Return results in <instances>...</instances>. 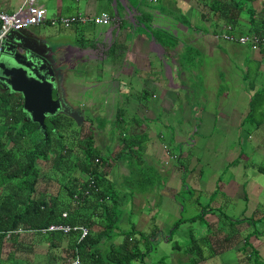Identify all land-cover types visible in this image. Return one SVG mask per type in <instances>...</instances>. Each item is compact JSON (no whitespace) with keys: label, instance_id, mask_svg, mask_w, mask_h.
<instances>
[{"label":"crops","instance_id":"obj_1","mask_svg":"<svg viewBox=\"0 0 264 264\" xmlns=\"http://www.w3.org/2000/svg\"><path fill=\"white\" fill-rule=\"evenodd\" d=\"M37 2L47 10L46 21L41 25L32 26V29H29V27L28 31L34 37L46 41L52 47V50L46 49L45 52L50 58L57 60L58 73L63 72L65 67L67 69L71 67L70 73H72V76L64 73L63 77L65 82L64 93L66 92L65 96L70 105L75 107L84 105L87 109L91 107L93 111H96V109L101 110L103 108L98 105V102L102 101L110 111H117L121 109V105L126 103L129 105L135 104L137 114L139 111L144 110L145 112L140 114L145 117V115H148L147 110H157L159 105L161 109L181 112V107L180 109L175 107V101H182V97L186 101L185 96H187L185 106L191 120L204 118L201 121V126L213 124L221 128L245 127L249 131L250 137L251 133L256 131L257 136L264 143V102L262 104L263 117L260 119V124L255 122L254 118L250 119L248 117L252 96L264 90V45L258 50H254L250 46L253 59L250 57L247 60L253 62L248 63V66L255 67L257 72L252 73L253 81H247L248 73L245 74L243 80L239 81L242 89L237 100H234L236 92L229 98V101L222 99L219 92L216 101L213 102L214 108L218 109L219 113L214 114L206 112L209 99L205 96L204 91L207 92V90L202 91V96L196 98L193 102L189 101L188 94L191 91L189 79L186 77L187 71L183 70L184 50L195 45V41L194 38H190L188 25L190 24L196 30V40L200 37L207 38L206 41L209 45L198 44V50H203L207 55L214 57L217 51L224 56V50L218 41L219 39L230 41L223 36L225 32L227 33V29H225V26H227L226 20L219 17L215 11L212 13L213 10L210 8V5L214 4V0H157L153 2V6L145 4H139L138 6L131 0H107L106 2H101V0H37ZM250 4L255 11L258 10L256 17L261 18V11L264 12V0H255ZM11 7L13 9L8 12L15 11L20 5ZM104 12L108 13L112 19L108 25L96 24L94 20L91 21V18L89 22H77L69 27L61 24H51V20L58 17L79 14L96 17ZM247 13L241 14L235 33H245L242 29H239V26L243 23H245L247 29L250 27L252 16H250L249 11ZM248 16L250 17L248 18ZM151 17L152 19H150ZM200 17L206 20L205 25L201 27L197 25ZM142 18L148 22H143ZM160 21L162 23L158 24ZM207 23L208 28L211 30L207 29ZM215 26L220 27L221 32L219 36H216L217 40L211 37L214 35L212 29ZM138 27L145 29L146 32L148 31L151 37L150 34L146 36L143 32H139ZM169 37L175 40L170 41ZM57 39H59L58 42ZM230 43L233 42L230 41ZM204 75L207 76L206 73ZM66 82L71 84L68 86ZM203 83L205 85L209 82L204 81ZM159 93L162 94L160 97H158ZM134 94H137V96H134ZM147 97L156 98L158 101L147 105L142 102L146 101ZM197 103L198 105H196ZM192 105V109L196 110L195 112L189 111ZM257 111L260 110L257 109ZM92 114L95 115L93 112ZM208 117L212 118L207 119ZM153 118H157L156 114ZM139 125L131 124L130 133L136 134ZM147 128V125L143 124L141 128L143 133H146ZM167 128L169 130L168 125ZM190 128L193 130V127ZM177 130L175 132L178 135ZM156 133L162 136V139L165 136L164 132ZM141 134L137 133V135ZM253 136L256 137L255 133ZM181 137L182 132L178 135V139ZM163 145L167 152L171 150L168 144ZM187 145H190V143ZM234 184L235 181L228 180L227 183L221 182L220 185L221 189L230 192L229 204L228 201L223 204L218 201L213 203V205H217V207L213 206L214 208H222L223 206L228 208L223 219L224 222L231 224L224 228L227 235L221 237L223 246L206 250L205 246L200 244V256L198 257L202 258L199 264H264V233H251L244 231L243 228V224L248 219V222H252L254 227L260 224V228L264 231V215L262 218L257 217L259 213L264 214V208H260L262 206L258 198L259 196L264 198L262 196L263 192L261 191L262 194L256 192L261 190L257 182L246 184L243 188L236 185L238 191L233 188ZM193 185L197 189L200 188V186L197 187V183ZM243 190H246L247 194L243 199H239L237 196ZM217 192L215 191L213 194L216 195ZM166 199H170V197H166ZM210 206L209 208H212ZM243 206L244 208H242ZM213 212L215 211L210 210L207 212L203 210L202 212V220L207 224V232H218L217 226L222 220L220 215ZM247 216L249 218H246ZM193 217L196 216L190 217L189 220ZM195 221L197 220L188 222L190 223L189 226H185L186 223H184L183 227L188 230L194 224L191 222ZM209 224L210 226H208ZM246 234L249 237L245 238ZM253 236L254 238H252ZM26 237H29L28 239L32 238L31 232ZM168 242L169 240H166V244ZM212 243H214V240H212ZM10 244L12 243H8L4 247V251L8 250V254ZM46 244L48 246V243ZM213 250L216 251L215 254L211 252ZM229 250L234 252L229 254ZM238 254H241L240 257H238ZM157 255L158 253H156ZM198 257L186 260L189 262L174 261V264H190ZM62 260L60 258L57 264H61ZM157 261L159 262L160 259L157 258ZM157 261L153 260L151 253L146 257L147 264H156Z\"/></svg>","mask_w":264,"mask_h":264},{"label":"rangeland","instance_id":"obj_2","mask_svg":"<svg viewBox=\"0 0 264 264\" xmlns=\"http://www.w3.org/2000/svg\"><path fill=\"white\" fill-rule=\"evenodd\" d=\"M106 1L107 0H101V2ZM131 1L138 6L139 4L153 6V2H156L157 0ZM16 5H24L25 10H28L26 0H0V8H3L4 10H12L13 7L11 6ZM257 12L258 10L255 11V14ZM249 17L250 16H248V18ZM245 18L248 19L247 17ZM150 19H152V17ZM142 20L145 23L148 22L144 18H142ZM161 23L162 21L158 22V24ZM205 23L206 20L200 17L197 25L201 27L204 26ZM188 26L190 28V38H194L195 41V45L184 50L185 61H183V70L187 71L186 77L189 79V88L191 91V93L188 94L189 101L193 102V100L202 96V91L207 90V92L204 91L205 96L209 99L206 112L213 114L219 113V110L214 108L213 104V102L216 101L219 92L221 98L226 101H229V98H231L233 93L236 92L234 100H237L240 96L239 92L242 89L239 85V81L244 79L246 73H248L247 81L254 80L252 73H256L257 69L253 66H248V63H252L253 61L247 60L250 57L253 59L251 56L250 45L241 44L239 42L230 43V41L227 42L223 39H219L218 42L224 50V56L216 51L213 57L204 53L203 50H198V44H204L205 46L209 45L206 41L207 38L200 37L196 40V30L193 29L190 24ZM250 26H252L251 22ZM206 27L207 29H210L208 28V23ZM32 28L33 27L31 26L29 29ZM239 29H247V26L243 23L239 26ZM138 31L143 32L146 36L150 34L148 31L146 32L145 29L143 30L140 27H138ZM212 32L213 34H219L220 27L215 26L212 29ZM211 37L215 40L218 39L214 35ZM169 38L170 41L175 40L174 38ZM58 41L59 39H57V42ZM224 45L226 46L224 47ZM204 73H206L207 76H205ZM204 81H208L209 83L204 85ZM161 95L162 94L159 93L158 97ZM134 96H137V94H134ZM174 96L176 97V95ZM185 97L187 101V96ZM155 101L158 100L156 98L147 97L146 101L142 102L150 105L149 103ZM186 101L184 100V97H182V101H175V107L179 109L181 107V112L175 111L174 109V111L161 109L159 108V105L157 110H147L146 112L150 116L145 115V117L140 114L144 113V110L139 111L137 114L136 105H129L126 103L120 106L121 109L125 110V122L120 120V124L114 123L113 120L110 122V118L113 117L114 119L117 111L111 110V115H109L110 109L102 101L98 102V105L103 107L101 110L96 109V111H93L91 107L88 110V116L92 115L93 118L92 127L94 128L95 133L96 148H98V151H101L103 156L108 157V162L112 164V168L108 169L110 172L107 175L110 179H113V175H120L121 178L123 177L122 180H124L123 173L127 174L130 171L131 163H129L128 166V161L123 160L129 159V149L125 150V154L122 156L123 159L117 158L115 154L116 152L114 153V150L118 151L119 148L123 147L121 144L122 138H124L126 134L130 136V132L127 133L130 130V125H135L136 123L147 125L148 128L146 133H143V130L138 128L137 133L142 134L135 136L136 139L139 140L137 148L135 149L142 150L141 157L144 159L146 166L149 165V163L153 164L156 170L161 173L163 183L157 185L153 192H151L152 188H148V190L144 192L145 196L134 195L136 199L133 203L135 214L132 219L142 228V230L151 231L152 227L155 226H157V229L159 228L157 237L152 241L153 250L150 253L153 256L154 261H157V258L161 259L162 257H165L163 262L166 264H174V261L181 263L182 260L186 261L200 256V253L195 254L187 251L189 250L188 243L196 245L197 247L199 244H203L206 250H211L212 248H216V246H223V239L221 237L227 235L224 228L230 226L231 223L224 222L223 219L224 213L228 211V208L223 206L219 209L214 208L217 207V205H213L216 201L221 202L222 204L228 201L229 204L230 192L221 189V182L227 183L228 180L235 181L233 188L237 191L238 187H236V185L243 188L246 184L257 182L261 190H257L256 192L262 194V191V196L264 197V143L261 142V138L257 136L256 131H253L250 137V133L245 127L231 126L228 128H221L213 124L209 126H201V121H203L204 118H195L194 120H191L185 106ZM263 102L264 90L255 97L254 110H260L257 112H254L253 110L252 112L255 122H258L263 117ZM196 105H198V103ZM192 108L193 105L190 107L189 111L195 112L196 110H193ZM92 112L95 113V115H93ZM155 114L157 118H153ZM209 118L212 117H208L207 119ZM167 125L169 126L170 131L168 130ZM190 127H193V130H191ZM78 128L79 126L73 127V129ZM73 129H66L62 137H58L57 140H61V142L72 141L74 139ZM196 129L197 131H195ZM176 130L178 135L182 132V137L180 139H178V135L175 132ZM90 131L89 126L83 128V132ZM156 132H164V138L162 139V136ZM254 133L256 136L255 138L253 136ZM162 143L168 144L171 150L167 152ZM189 143L190 145H187ZM131 149L134 151L133 148ZM181 152L183 155L178 158L177 155ZM135 154L138 155V153ZM38 164L41 168V180H44L46 179L44 174L51 167V161L39 160ZM116 165L117 167H115ZM135 167L138 168V166ZM183 179L186 183L183 182ZM44 181L49 184L44 186V184L42 185L40 182L37 186L38 190H40V188L48 187L46 190L51 192L56 190L57 187L59 188V180L48 179ZM112 181L116 182V180ZM194 183H197V187L200 186V188L197 189L194 187ZM189 186H191V188H189ZM215 191H218L216 195L213 194ZM127 192L131 194L128 189ZM134 192L135 191H133L132 194ZM148 192L151 193L147 195ZM51 193L53 197H59L58 192L54 191ZM122 193L123 190H121L120 194L122 195ZM245 194H247V191L243 190L237 197L243 199ZM166 197H170V199H166ZM258 198L261 201L262 207L260 208L263 209L264 198L260 196ZM209 205H211L210 207L212 208H209ZM119 206L122 209H125L127 213L129 212L130 198L126 194L120 198ZM241 206L242 204L240 207ZM242 208H244V206ZM211 209H214L215 212L213 213L222 217L221 223L217 226L218 232L210 233L212 238L201 236V234H208L206 231L207 224L202 218L196 219L197 221L195 222H191L194 224L188 230L183 227L184 223H186L185 226L190 225V223H188L191 221L189 220L190 217L202 215L203 210L208 212ZM263 215V213H259L257 217L262 218ZM181 218L186 219V221L180 225L179 229H174L177 221ZM246 218H249V216ZM128 225V222H123L120 224V227L127 228ZM243 228L244 231H249L251 233H264L263 229L260 228V224H258L257 227H254L252 222H248V219L243 224ZM172 231H174L172 239L166 244V239H164L163 235H172ZM25 233L26 232L24 231L22 232V234ZM247 237L248 235L246 234L245 238ZM121 238L123 237L118 236L117 241H121ZM193 238H197L198 240L194 242ZM252 238H254V236ZM212 240H214V243H212ZM41 244H43V246H40L39 248H45L47 245L45 242H42ZM233 252V250L228 251L229 254H232ZM156 253H158L157 256ZM240 255L241 254H238V257H240ZM58 260L59 257L54 261H52L51 258H46L45 252H43L40 257H32L30 261L34 264H57ZM18 261L19 263L26 262L20 258ZM4 262L8 264L6 258L4 259Z\"/></svg>","mask_w":264,"mask_h":264},{"label":"trees","instance_id":"obj_3","mask_svg":"<svg viewBox=\"0 0 264 264\" xmlns=\"http://www.w3.org/2000/svg\"><path fill=\"white\" fill-rule=\"evenodd\" d=\"M254 1L214 0L210 8L226 20L232 31L236 30L241 14H248L249 11L252 26L242 30L249 36L257 35L264 44V12L261 11V18L256 17L250 4ZM259 93L252 98L248 116L250 119L253 118L255 97ZM124 113L123 109L117 110L115 118L111 117L110 122H125ZM25 117L22 96L17 93L10 94L0 87V231L3 232L0 237V264H6L3 247L8 242L12 243L8 246L9 254L7 250L9 257L6 255L8 264H34L31 263V258L40 257L43 252L46 258L54 261L57 257L62 258L58 253L62 248L69 251V255L80 256L82 264H147L146 257L153 250L152 241L157 237L159 228L155 226L151 231L142 230L132 219L135 214L134 195L145 196L144 192L148 188H152L153 192L163 180L153 164L146 166L141 157L142 150L135 149L139 143L135 137L137 133H130V136L126 134L121 141L123 147L118 151L114 150L116 157L123 159L125 150L129 149V159L123 160L128 161V166L131 163L130 171L123 173L124 180L120 175H113V179H110L107 175L112 164L96 148L93 127H89L90 132H83L84 126L73 129L78 125L66 115L58 114L47 117L45 133L37 122L25 121ZM257 123L260 124L261 120ZM66 129L74 130V139L70 142L57 140ZM129 132L131 131L127 133ZM182 155L181 152L177 157ZM39 160L51 161L44 180L54 179L55 176L59 178V188L53 190L59 193V197H53L52 193L46 194L48 187L38 190L40 182L44 186L49 184L40 181ZM183 182L186 183L184 179ZM133 191L135 192L132 194ZM124 194L130 198L128 213L119 206V200ZM76 195L79 199H76ZM65 212L67 216H63ZM202 217L203 215H199L191 220ZM185 221L186 219H179L174 229H179ZM123 222H128L127 228L120 227ZM54 224H83L89 233L81 239L80 231L65 234L49 230ZM19 229L32 230V238L26 237L28 232H17ZM173 232L168 236L164 234V239L171 241ZM210 233L201 236L212 238ZM118 236L123 237L119 242ZM197 240L193 238L194 242ZM42 242L48 243V246L39 248L43 246ZM188 248V252L200 253L201 246L188 243ZM211 252L215 254L216 251ZM19 258L26 262L19 263ZM201 258L198 257L190 264H199ZM62 259L66 262L65 258ZM164 259L162 257L156 264L165 263Z\"/></svg>","mask_w":264,"mask_h":264},{"label":"water","instance_id":"obj_4","mask_svg":"<svg viewBox=\"0 0 264 264\" xmlns=\"http://www.w3.org/2000/svg\"><path fill=\"white\" fill-rule=\"evenodd\" d=\"M51 48L27 29H12L5 35L0 50V87L22 96L25 121L37 122L45 133L48 116L62 113L78 124L85 119L80 109L65 100L63 77L64 73L72 76L71 67L58 73L57 60L45 52Z\"/></svg>","mask_w":264,"mask_h":264},{"label":"built area","instance_id":"obj_5","mask_svg":"<svg viewBox=\"0 0 264 264\" xmlns=\"http://www.w3.org/2000/svg\"><path fill=\"white\" fill-rule=\"evenodd\" d=\"M28 5V10L26 11L24 5L14 12H5L0 10V49L2 46V41L6 33L11 29H23L29 26H37L44 23L47 16V10L45 7L41 6L37 0H26ZM90 19L88 16L83 14L72 15V16H63L51 20V24H62L66 27L72 25L75 22H86ZM91 20H94L96 24L108 25L111 23L112 19L108 13L104 12L100 16L91 17ZM224 37L229 40H239L242 43L251 42L254 48L257 47L258 38L240 36L236 38L231 34H224ZM50 230L61 229L64 232L68 233L72 229L77 230L81 229L83 236L88 233V229L82 226H70V225H52ZM78 262V261H77Z\"/></svg>","mask_w":264,"mask_h":264},{"label":"clouds","instance_id":"obj_6","mask_svg":"<svg viewBox=\"0 0 264 264\" xmlns=\"http://www.w3.org/2000/svg\"><path fill=\"white\" fill-rule=\"evenodd\" d=\"M152 1H154V0H152ZM21 7V6H20ZM19 7V8H20ZM44 7V6H43ZM18 8V9H19ZM2 11H4L3 9H1ZM17 10V9H16ZM5 12H8V11H5ZM12 12H14V11H11L10 13H12ZM71 16V15H70ZM47 17V16H46ZM89 17V16H88ZM92 16H90V18H91ZM59 18V17H58ZM46 21V20H45ZM45 21H44V23H45ZM90 20H88V21H86V22H89ZM92 22H93V20H91ZM75 23H77V22H75ZM43 24V23H42ZM59 24V23H58ZM74 24V23H73ZM34 26V25H33ZM71 26V25H70ZM29 27H31V26H29ZM66 27V26H65ZM69 27V26H68ZM251 27V26H250ZM23 29H27L28 30V27H26V28H23ZM226 29H227V33L225 32L224 34H231V35H233V36H235L236 38H239L240 36H248V37H254V36H256L257 37V35H254L253 34V36H249L248 34L247 35H244V34H241V33H235L234 31H232V27L230 26V25H227L226 26ZM12 30V29H11ZM14 30H21V29H14ZM30 32V31H29ZM221 33V32H220ZM220 33L219 34H214L215 36H219L220 35ZM224 34H223V36H224ZM227 40H229V39H227ZM230 41H232V42H239V43H241V44H249L250 46H251V48H253L254 50H258V49H260V48H262V46L264 45L261 41H260V39H258V42H257V47L256 48H254V46H253V44L251 43V42H247V43H242V42H240L238 39L237 40H230ZM1 89H2V87H1ZM3 90V89H2ZM4 91V90H3ZM256 94V93H255ZM254 94V95H255ZM253 95V96H254ZM253 96H252V98H253ZM252 98H251V101H252ZM23 100V99H22ZM65 100H66V102L68 103V101H67V99H66V96H65ZM69 104V103H68ZM73 108H75V109H80L81 111H82V113L84 114V117H85V119H84V121L81 123V124H78L76 121H74V119L72 118V117H70V116H67L70 120H72V121H74L78 126H84V127H87V126H91L92 127V125H93V121H92V115L91 116H88V110L89 109H87L86 108V106H84V105H78L77 107H75L74 105H71ZM87 110V111H86ZM59 114H62V113H59ZM56 115H58V114H56ZM116 116V115H115ZM47 119V118H46ZM46 126H47V123H46ZM136 126V125H135ZM142 126H143V124H141L140 123V125L138 126L140 129L142 128ZM83 127V128H84ZM137 132H138V129H137ZM137 132H135V133H137ZM97 161H99V160H97ZM46 173H48V172H46ZM45 173V174H46ZM44 174V175H45ZM55 180H59V178L58 177H53ZM51 179V178H50ZM40 181H42L41 180V178H40ZM44 181V180H43ZM45 188V187H44ZM40 189H43V188H40ZM47 189V188H46ZM51 192H54V191H51ZM51 192H46V194H48V193H51ZM76 199H79V197L76 195ZM77 203H79V201H77ZM63 216H67V212H65L64 214H63ZM55 225V224H54ZM59 225H70V226H82V227H86L85 225H83V224H59ZM51 227V226H50ZM49 227V228H50ZM87 228V227H86ZM88 229V228H87ZM50 230V229H49ZM28 232V233H30V232H32V230H24V229H19V230H17V232H19V233H22V232ZM51 231H58V232H63V233H65V234H69V233H71V232H73V231H80L81 232V239H83V231L81 230V229H77V230H74V229H72L71 231H69L68 233H66V232H64L63 230H61V229H53V230H51ZM88 233H89V230H88ZM87 233V234H88ZM86 234V235H87ZM3 235V232L2 231H0V237ZM9 243V242H8ZM5 247V246H4ZM4 247H3V257H4V259L6 258V255H7V250L6 251H4ZM69 252V251H68ZM68 252L66 251V249L65 248H62L61 250H59V254H60V256L62 257V258H65L66 259V262H63L62 261V263L61 264H82V261H81V259H80V256H78V255H76V256H72V255H69L68 254ZM64 254V255H63ZM78 261V262H77Z\"/></svg>","mask_w":264,"mask_h":264}]
</instances>
